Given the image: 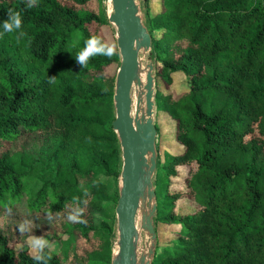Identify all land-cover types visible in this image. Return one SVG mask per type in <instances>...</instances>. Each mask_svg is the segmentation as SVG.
<instances>
[{"label":"trees","instance_id":"16d2710c","mask_svg":"<svg viewBox=\"0 0 264 264\" xmlns=\"http://www.w3.org/2000/svg\"><path fill=\"white\" fill-rule=\"evenodd\" d=\"M104 1L0 0V32L13 9L26 33L0 37V264H37L31 236L49 237L47 264H111L115 229L96 219L119 197L120 58L75 61L92 35L116 45ZM158 6L144 12L156 84L151 264H264V0ZM162 117L175 123L176 154L160 153ZM177 167L180 191L170 189ZM77 207L80 222L69 221ZM161 225L179 226L162 246Z\"/></svg>","mask_w":264,"mask_h":264},{"label":"water","instance_id":"95a60500","mask_svg":"<svg viewBox=\"0 0 264 264\" xmlns=\"http://www.w3.org/2000/svg\"><path fill=\"white\" fill-rule=\"evenodd\" d=\"M109 1L111 12L108 22L115 29L120 58L115 77L112 128L119 139L122 160L115 207L117 249L113 250L111 264H151L156 238L153 226L156 213L153 186L157 161V131L154 126L156 84L149 57L143 78L139 59L140 52L150 53L151 36L136 0ZM134 89L136 106L141 102L144 107L141 116L139 111L132 113ZM140 230L150 240L146 241L145 249L139 246Z\"/></svg>","mask_w":264,"mask_h":264},{"label":"rangeland","instance_id":"374dc122","mask_svg":"<svg viewBox=\"0 0 264 264\" xmlns=\"http://www.w3.org/2000/svg\"><path fill=\"white\" fill-rule=\"evenodd\" d=\"M109 0L104 1V7L106 10V13L109 14L110 10V3L108 2ZM136 3L138 4L139 10H140V16H142V18L144 17V12H145V6L148 3V6L151 8L152 11H156L159 6H158V0H136ZM112 28L114 29V27L112 26ZM115 30V29H114ZM107 42L109 44H113V41L111 39L110 34H108L107 37ZM139 59H140V65H141V70L142 72V78L145 74V68L148 65V59H147V54L140 52L139 54ZM132 95H135V89L134 91H132ZM159 126H160V137L158 139V144H159V149H160V153L163 155L165 152L171 153V154H176L178 152L181 151V147L178 146V144L175 141L174 135H175V123L168 120L166 117H162L159 120ZM185 169L182 167H177L176 169V176H174L172 178V185L170 187L171 190H182L184 189V181H183V173H184ZM110 185H111V189L114 190V188L117 186V181L115 179H112L109 181ZM185 201L184 200H180L177 203V212L179 214H187L190 212V208L186 207V205L184 204ZM115 207L116 204L114 202H111L109 204L108 207V216L106 214H101V215H97V219H96V224L99 226L102 222L103 218H107L109 223L113 226V228L115 229V233H116V214H115ZM146 208H147V202H146ZM145 208V209H146ZM140 223V215H139V222ZM179 230V226L178 225H161L159 226V231H158V243L162 246L165 245L166 243H168L169 241H171L172 239L175 238V234L176 232ZM140 240H139V246L143 249H145V244L146 241H150L144 231L140 230ZM33 236L28 238V244L30 246L31 243V239ZM116 237H117V233H116ZM115 237V240H116ZM45 239H49L48 236L44 237ZM49 241V240H48ZM114 250L117 249V247H115V242H114ZM32 251V249H31ZM33 252V251H32ZM34 253V252H33Z\"/></svg>","mask_w":264,"mask_h":264},{"label":"clouds","instance_id":"9594fccd","mask_svg":"<svg viewBox=\"0 0 264 264\" xmlns=\"http://www.w3.org/2000/svg\"><path fill=\"white\" fill-rule=\"evenodd\" d=\"M37 5V0H27V8H31ZM7 19L2 22L3 31L0 32V37L6 33H17V39H20L26 35L22 28V16L20 11L9 9L7 12ZM118 52L117 45L109 44L105 42L100 36L92 35L88 37L83 48L77 53L75 61L80 65L81 68L86 67L90 59L95 56H105L111 58ZM56 77L49 79V82H54ZM86 204L87 202L84 201ZM84 209L77 207L68 216L67 219L72 222H80V215L83 213ZM51 219V215L49 216ZM34 227L30 220H24L19 225V231L21 233L30 232ZM50 244L47 239L43 236L35 237L33 236L30 243V248L35 253L34 260L37 264H47L48 256L45 249L49 248Z\"/></svg>","mask_w":264,"mask_h":264},{"label":"bare ground","instance_id":"6f19581e","mask_svg":"<svg viewBox=\"0 0 264 264\" xmlns=\"http://www.w3.org/2000/svg\"><path fill=\"white\" fill-rule=\"evenodd\" d=\"M108 2L110 3V1H108ZM110 8H111V6H110ZM109 10L111 12V9H109ZM132 98H133V107H132L133 111H132V113H134L135 111H139V115L141 116L144 113L143 104L140 102L139 106L137 107L136 104H135L137 97L135 95H132Z\"/></svg>","mask_w":264,"mask_h":264}]
</instances>
